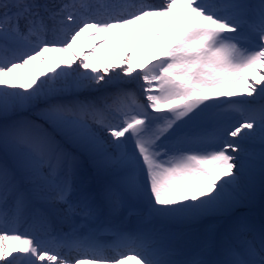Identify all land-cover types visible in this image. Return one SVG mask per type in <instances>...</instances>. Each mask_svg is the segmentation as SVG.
Here are the masks:
<instances>
[{
    "label": "snow or ice",
    "instance_id": "1",
    "mask_svg": "<svg viewBox=\"0 0 264 264\" xmlns=\"http://www.w3.org/2000/svg\"><path fill=\"white\" fill-rule=\"evenodd\" d=\"M258 184L264 0H0V264H264Z\"/></svg>",
    "mask_w": 264,
    "mask_h": 264
},
{
    "label": "bare ground",
    "instance_id": "2",
    "mask_svg": "<svg viewBox=\"0 0 264 264\" xmlns=\"http://www.w3.org/2000/svg\"><path fill=\"white\" fill-rule=\"evenodd\" d=\"M152 3H160V0H152ZM90 44H91V42H88L87 44L83 45L84 51L88 50V48L90 47ZM77 47H79V45ZM123 52H124V49L119 47V45L117 43H110L108 45H105L103 48H101L96 53V55L93 57V60L90 61V63L97 64L98 66H102V64L106 62L109 65H111L114 60L118 61V59L123 55ZM57 55L58 54H56V53H48V54H46L45 59H46L47 62L44 65L35 64L34 66H30L29 69H27L26 71H28V72H31L33 70H35L36 72L46 71L48 66L57 57ZM101 57H106L107 58L106 61L101 60ZM67 59H68V54L67 53L60 54V61H61L62 64ZM133 60L135 62H137V63L141 62V58H140L139 55H135L134 54ZM75 66L76 65L74 64L73 67H75ZM81 71H85V70L82 69ZM88 71H90V69ZM257 192H258V194L261 192L259 184L257 185L256 193ZM256 193H255V196H256ZM244 207H242V208H244ZM247 207L248 206H246L245 208H247ZM239 209H241V208H239ZM239 209H237V212L240 211ZM209 223H211V222H209Z\"/></svg>",
    "mask_w": 264,
    "mask_h": 264
},
{
    "label": "rangeland",
    "instance_id": "3",
    "mask_svg": "<svg viewBox=\"0 0 264 264\" xmlns=\"http://www.w3.org/2000/svg\"><path fill=\"white\" fill-rule=\"evenodd\" d=\"M258 192L256 193V196L254 197V199L252 200L253 202L251 203V204H253L252 206H255V205H257V201L254 203V200H257L258 199ZM249 205V204H248ZM248 205H246V206H248ZM245 206V207H246ZM241 208V209H239L241 212H243V211H245L246 210V208ZM216 219H218V218H208L205 222H211V221H214V220H216Z\"/></svg>",
    "mask_w": 264,
    "mask_h": 264
}]
</instances>
